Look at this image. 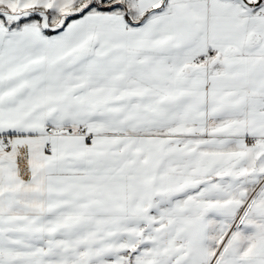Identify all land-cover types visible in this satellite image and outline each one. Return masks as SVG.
I'll list each match as a JSON object with an SVG mask.
<instances>
[{
    "label": "snow or ice",
    "instance_id": "snow-or-ice-1",
    "mask_svg": "<svg viewBox=\"0 0 264 264\" xmlns=\"http://www.w3.org/2000/svg\"><path fill=\"white\" fill-rule=\"evenodd\" d=\"M0 264H264V0H0Z\"/></svg>",
    "mask_w": 264,
    "mask_h": 264
}]
</instances>
